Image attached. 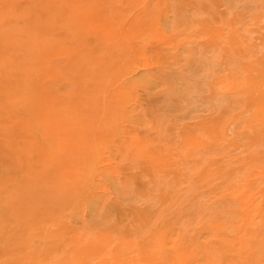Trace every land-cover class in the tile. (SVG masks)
<instances>
[{
  "label": "rangeland",
  "instance_id": "374dc122",
  "mask_svg": "<svg viewBox=\"0 0 264 264\" xmlns=\"http://www.w3.org/2000/svg\"><path fill=\"white\" fill-rule=\"evenodd\" d=\"M261 42L264 0H0V264H264Z\"/></svg>",
  "mask_w": 264,
  "mask_h": 264
},
{
  "label": "bare ground",
  "instance_id": "6f19581e",
  "mask_svg": "<svg viewBox=\"0 0 264 264\" xmlns=\"http://www.w3.org/2000/svg\"><path fill=\"white\" fill-rule=\"evenodd\" d=\"M248 1H250V0H248ZM252 1V0H251ZM253 1H258V0H253ZM86 13V12H85ZM108 15V14H107ZM181 21H182V19H181ZM179 22V21H178ZM183 22V21H182ZM189 22V21H188ZM180 24V23H179ZM184 24V23H183ZM182 24V25H183ZM185 25V24H184ZM162 26V25H161ZM174 28V27H173ZM172 28V29H173ZM163 29H164V27H163ZM166 29V28H165ZM170 29V28H169ZM166 33H168L167 31H165ZM171 33V32H170ZM104 34L105 35H109L110 34V32H108V30L107 29H105V32H104ZM160 35V34H159ZM176 37V36H175ZM169 38V37H168ZM234 38V36H232V39ZM172 39V38H171ZM155 42V41H154ZM37 43V42H36ZM151 43V42H150ZM148 44H149V42H148ZM261 44H264V43H262L261 42ZM259 45V44H258ZM257 44H255L254 46L256 47V46H258ZM262 46H264V45H262ZM259 47V46H258ZM149 48V47H148ZM169 49V48H168ZM169 51V50H168ZM170 52V51H169ZM166 53V52H165ZM189 54V53H188ZM187 54V55H188ZM214 56V55H213ZM210 59V58H209ZM30 62V61H29ZM214 63V62H213ZM209 64H212V60L211 61H209V62H207L206 63V66H208ZM250 66V65H249ZM255 66V65H254ZM153 67V66H152ZM256 67V66H255ZM149 68V64L148 63H145V64H143V66H142V70L144 69L146 72H147V69ZM149 69H151V67L149 68ZM38 71V70H37ZM138 71V70H137ZM151 71V70H150ZM46 77V76H45ZM131 77H133L132 75H131ZM193 78V77H192ZM217 79H219V81H217V82H219L218 84H216L215 86H216V95L219 97V96H221V94H224V91L222 90L223 89V87H224V85H223V83H222V78H217ZM262 79H264V78H262ZM125 80V79H124ZM215 80V79H214ZM185 82V81H184ZM197 82V81H196ZM183 83V82H182ZM228 83V82H227ZM226 84V83H225ZM188 87H190V91L192 92V91H196V89H195V87H191V86H187V88ZM225 87H226V85H225ZM242 87V86H241ZM187 88H185V91L184 92H186V89ZM205 89V88H204ZM230 89V88H229ZM198 90V89H197ZM179 92V91H178ZM187 92L189 93V91H188V89H187ZM51 94V93H50ZM187 94V93H186ZM190 94V93H189ZM190 96V95H189ZM216 101V100H215ZM141 103V102H140ZM215 103H218V102H214V104ZM257 103H259V102H257ZM219 104V103H218ZM218 104H216V106L218 105ZM255 104V103H254ZM51 105H52V103H51ZM139 105V104H138ZM221 105V104H220ZM219 105V106H220ZM53 106V105H52ZM219 106H217V107H219ZM137 107V106H136ZM252 107V106H251ZM252 109V108H251ZM142 111V110H141ZM250 111V110H249ZM252 114H250L249 116H251ZM253 116H255L254 114H253ZM256 117V116H255ZM251 119V118H250ZM249 119V120H250ZM175 126V125H174ZM159 130V129H158ZM236 131V130H235ZM162 132V131H161ZM161 134V133H160ZM152 135V134H151ZM150 136V135H149ZM152 137V136H151ZM150 137V138H151ZM153 139V138H152ZM139 143H140V139H139V137H133V144H132V146H131V149H135V150H138L139 148H138V145H139ZM145 143V142H144ZM152 143V142H151ZM148 145V144H147ZM262 145V144H261ZM149 147V146H148ZM146 148V147H145ZM172 148V147H171ZM142 151V150H141ZM145 152V151H144ZM129 153V152H128ZM179 153V152H178ZM181 153V152H180ZM135 154V153H134ZM138 155V154H137ZM123 158V157H122ZM134 160V159H133ZM107 163H109V162H107ZM138 166V165H137ZM134 167V166H133ZM138 167H140V165L138 166ZM129 172V171H128ZM127 172V173H128ZM121 175V174H120ZM124 175V174H123ZM144 175V174H143ZM121 177V176H120ZM145 178V177H144ZM128 183V182H127ZM131 183V182H130ZM133 183V182H132ZM169 184V183H168ZM163 185V184H162ZM177 186V185H176ZM132 187H133V185H132ZM219 187H221V185H219ZM130 189V188H129ZM124 191V190H123ZM127 191V190H126ZM173 193V192H172ZM242 192H241V196H242ZM238 195H240V194H238ZM237 195V196H238ZM136 197V196H135ZM134 197V198H135ZM227 199V198H226ZM232 199V198H231ZM127 200V199H126ZM137 200V199H136ZM217 200H219V199H217ZM243 200L245 201V199L243 198ZM257 202H258V199L256 200ZM134 202V201H133ZM260 202V201H259ZM253 203V202H252ZM220 204H222L221 202H220ZM224 204V203H223ZM219 206V205H218ZM227 206V208H228V206L229 205H226ZM249 206V205H248ZM248 206H247V208L245 207V211H246V209H248ZM256 206V205H255ZM224 207V206H223ZM230 207V206H229ZM240 207V206H239ZM251 207V206H250ZM107 208H109V206L107 207ZM243 208V207H242ZM217 209V208H216ZM253 209V208H252ZM214 211V210H213ZM218 210H216V213H218L217 212ZM241 211V210H240ZM215 213V212H214ZM256 213V212H255ZM194 214V213H193ZM231 214V213H230ZM251 215H253V214H251ZM215 216H217V214L215 215ZM254 216V215H253ZM193 217V216H192ZM228 217V216H227ZM229 217H230V215H229ZM236 217V216H235ZM242 217V216H241ZM213 218V217H212ZM243 218V217H242ZM112 219V218H111ZM204 219V218H203ZM228 219V221H229V219L230 218H227ZM238 219L240 220V217H238ZM225 220V219H224ZM223 220V221H224ZM238 220V221H239ZM157 222V221H156ZM210 222H211V220H210ZM218 222V221H217ZM243 222V221H242ZM241 222V223H242ZM100 225H102V224H100ZM158 225V224H157ZM262 226V225H264V220H262L261 219V216H260V218H259V216H258V214H256L251 220H250V222H249V224H248V226ZM156 226V225H155ZM235 227V226H234ZM262 227H264V226H262ZM258 228H261V227H258ZM237 229H239L240 231H243V232H247V226H246V224H245V226L244 225H238V227H237ZM262 229H264V228H262ZM233 230H234V228H233ZM84 231V230H83ZM150 231V230H149ZM208 232V231H207ZM262 232H264V231H262ZM176 233V232H175ZM210 233V232H209ZM240 233V232H239ZM248 233H250V232H248ZM193 234V233H192ZM214 234V233H213ZM258 234V233H257ZM262 234H264V233H262ZM148 235H149V233H148ZM208 235V234H207ZM218 235V234H217ZM246 235V234H245ZM244 235V236H245ZM251 235V234H250ZM173 236V235H172ZM190 236V235H189ZM254 236H255V233H254ZM262 236H264V235H262ZM96 237V236H95ZM145 237V236H144ZM192 237V236H191ZM202 237V236H201ZM224 237V236H223ZM248 238V236H245V238ZM252 236H250V238H251ZM136 238V237H135ZM140 238V237H139ZM146 238V237H145ZM247 238H246V240H247ZM257 238V237H256ZM153 239V238H152ZM152 239H151V241H152ZM157 239V238H156ZM160 239H162V238H160ZM252 239V238H251ZM250 239V240H251ZM253 239H255V238H253ZM256 240V239H255ZM182 241V240H181ZM200 241V240H199ZM248 241H249V239H248ZM258 240H256V242H257ZM134 242H136V241H134ZM235 242V241H234ZM250 242V241H249ZM260 242H261V240H260ZM142 243V242H141ZM145 243V242H144ZM183 243V242H182ZM241 243V242H240ZM248 243V242H247ZM251 243V242H250ZM249 243V244H250ZM199 244V243H198ZM244 244V243H243ZM248 244V245H249ZM260 244V243H259ZM123 245V244H122ZM155 245H157V244H155ZM72 246H74V245H72ZM126 246H127V244H126ZM152 246H154V245H152ZM240 246V245H239ZM250 246V245H249ZM256 246H259V245H256ZM80 247V246H79ZM128 248L127 249H129L127 252H126V250H123V251H125L126 252V260H124L121 264H140L139 263V261L141 260L140 258H138L137 256H136V250H134V249H130L129 248V246H127ZM140 247V246H139ZM138 247V251H139V249H141V248H139ZM155 247H157V246H155ZM200 247V246H199ZM248 247V246H247ZM254 247V246H253ZM137 248V247H136ZM143 248V247H142ZM146 248H147V246H146ZM245 248V247H244ZM262 248V247H261ZM122 249V248H121ZM157 249V248H156ZM156 249H154L153 250V252L154 251H156ZM240 250H242L241 248H239ZM250 249H252L251 247H250ZM254 249V248H253ZM258 249H259V247H258ZM262 250V249H261ZM260 250V251H261ZM122 251V250H121ZM176 251V250H175ZM187 251V250H186ZM149 252H152V250H149ZM156 252H158V251H156ZM257 252H259V251H257ZM75 253V252H74ZM139 253V252H138ZM154 254H156V253H154ZM161 254H163L162 252H161ZM111 255V254H110ZM160 255V254H159ZM209 255V254H208ZM217 255V254H216ZM215 255V256H216ZM256 255L258 256V257H261V256H259V254H257L256 253ZM57 256V255H56ZM166 256V255H165ZM168 256V255H167ZM203 256H204V254H203ZM256 256V257H257ZM60 257V256H59ZM164 257V256H163ZM213 257V256H212ZM122 258V257H121ZM196 258V257H195ZM199 258V257H198ZM215 258V257H214ZM241 258V257H240ZM239 258V259H240ZM254 258V257H253ZM221 259V258H220ZM256 259V258H255ZM241 260V259H240ZM242 261V260H241ZM191 262H193V261H191ZM246 262V261H245ZM248 262H250V261H248ZM247 262V263H248ZM258 262V261H257ZM260 262V261H259ZM53 263V262H52ZM55 263V262H54ZM57 263V262H56ZM254 263H256V261H254ZM253 263V264H254ZM262 263H264V262H262ZM148 264V263H147ZM151 264V263H150ZM175 264H191V263H188V262H185V261H183V260H181V258L180 259H177V261L175 262ZM194 264H198V263H194ZM211 264H224L223 262H218V261H214V260H212V263ZM230 264V263H229ZM251 264V263H250Z\"/></svg>",
  "mask_w": 264,
  "mask_h": 264
}]
</instances>
